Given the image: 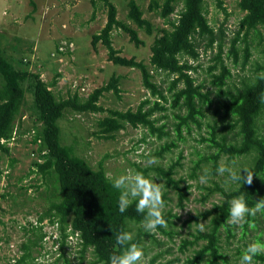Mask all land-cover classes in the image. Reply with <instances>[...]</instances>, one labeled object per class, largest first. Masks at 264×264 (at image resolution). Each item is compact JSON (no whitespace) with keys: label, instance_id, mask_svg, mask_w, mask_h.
Returning <instances> with one entry per match:
<instances>
[{"label":"rangeland","instance_id":"rangeland-1","mask_svg":"<svg viewBox=\"0 0 264 264\" xmlns=\"http://www.w3.org/2000/svg\"><path fill=\"white\" fill-rule=\"evenodd\" d=\"M127 1L111 0L117 8V18L136 28L143 43L139 46L134 45L122 29L115 28L111 33L112 45L121 55L134 56L151 69L149 64L151 43L162 28L169 29L171 26L160 17L158 11L149 8L150 0H135L142 10L143 17L153 25L152 34H147L127 18ZM217 2L204 0V8L215 32L217 33L220 27L225 31L227 41L224 46L225 56L229 49L228 38L237 30L243 12L238 7V0H222L221 7ZM181 8V3H177L169 18L176 19ZM106 15V6L101 1H97L93 6L90 0H0V46L4 47L6 57L13 61L16 68L36 72L47 83L55 80V84L49 88L57 98H66L74 91H77L81 98H85L95 88L106 84L112 74L120 77L119 97L112 90L105 91L100 96L97 103L103 111L64 110L58 121L61 142L73 146L75 154L85 159L92 168L96 169L101 163L106 174L113 178L139 171L146 177L155 179L162 193L166 195L163 213H171L169 217L171 223H168L166 228L172 229L173 233L172 238H169L155 230L152 232L154 238L148 236L142 238L138 245L144 252L142 264H149L152 256H156L159 262L177 257L178 260H174L172 264H188L186 258L191 256L193 249L202 242L188 247L184 252L179 250V244L182 239L192 240L197 230L205 231L207 220H200L198 223H186L184 220L189 217V212L205 210L220 201L221 195L216 186L229 189L235 183L230 179L229 173L218 172L221 165L232 168L238 174L242 169H246L250 158H228L226 154H222L217 160L216 168L213 169V160L209 157L216 148L211 147L205 138L209 136L211 129L209 125L219 126V115L213 114L215 104L209 108L204 107L208 111L207 116L201 119L200 127L191 125L189 131L182 130L181 134L184 137L182 140L172 131L173 124L177 122L173 113L184 112L170 107L166 111L154 113V118H157L156 125H164L166 129H171L170 136L158 139L150 136L145 128L133 127L126 123L112 138L100 137L97 121L107 115L108 110L124 111L129 108L135 110L142 100L150 96L142 85L141 74L137 68L113 64L108 59L107 48L102 43L92 45V34L99 32L104 26ZM258 39L253 33L248 35L251 57L245 66L241 65V57L238 58L237 64L232 63V56L225 57V62L232 72L228 80L230 91H234L242 78L254 73L256 62H261L262 45L258 44ZM199 41L200 57L194 62L198 68L191 73L196 78V83L204 85L202 91H206L211 87L208 67L214 64L212 54L216 47H205V38H200ZM242 47L243 44H239L240 56ZM153 79L163 87L169 82L167 74L159 71H153ZM31 103L33 105L32 94L26 90L24 104L13 128V131L16 129L15 139L7 144L9 154H3L1 157L0 264H9L17 259L24 251L21 248L23 243L30 245L28 252L34 264L37 260L42 264H65L63 259L55 262L58 258V243L55 241L59 235L57 223H51L48 218H44L39 224L37 220L50 202L59 197L54 177L43 178L35 171L36 159L31 153L41 159L37 151L40 139L32 142L35 132L33 123L35 125L39 123L32 121L34 114ZM221 130L220 127L217 128L218 132ZM225 131L233 135L235 129L222 130ZM171 140L176 146L162 156H152L162 144ZM180 155L181 165L176 168L173 177L183 178L182 184H189L188 198L184 200L183 206L178 205L174 190L166 188L163 179L153 171L157 166L167 168ZM201 157L203 160L199 161ZM12 158L15 161L10 166ZM203 196L206 198L203 199ZM257 217L258 228L262 229L260 238L264 243V218L261 215ZM244 222L245 219L237 224L232 223L235 235L228 240H225V233H222V250L227 257L223 264H240L241 253L246 245L257 242L254 235H257L259 230L249 229L246 234H242ZM131 228L130 233L133 236L137 225L132 224ZM43 233L44 236L38 240L39 244H33L32 242ZM66 242L64 250L69 264H92L90 250L81 257L75 234H69ZM253 264L261 263L253 261Z\"/></svg>","mask_w":264,"mask_h":264},{"label":"trees","instance_id":"trees-1","mask_svg":"<svg viewBox=\"0 0 264 264\" xmlns=\"http://www.w3.org/2000/svg\"><path fill=\"white\" fill-rule=\"evenodd\" d=\"M97 1L106 6L107 15L101 30L92 34V45L102 43L107 48L108 59L113 64L137 68L141 74L142 85L150 95L142 100L135 110L130 108L124 111L108 110V114L97 121L99 136L112 138L126 123L133 127L141 126L150 136L158 139L170 136L171 129H166L164 125H156L157 118H154V113L166 111L170 107L184 112L173 113L177 122L173 124L172 131L182 140L184 139L182 130L189 131L191 125L200 127L201 119L207 116L208 109L204 107L209 108L215 104L213 114L219 115V126L209 125L211 128L209 136L205 138L211 147L216 148L209 157L213 160V169L216 168L217 160L222 154H226L228 158H250L246 169L253 173L251 185L243 183L241 179L235 181L229 189L216 186L221 195L220 201L205 210L189 212V217L184 220L186 223L207 220L205 231L197 230L192 240H181L179 250L182 252L199 241L202 242L193 249V254L186 258V262L223 264L227 257L222 250V233H225V240L235 235L232 223L229 222L228 201L235 196L243 195L249 207H253L258 200L264 198V102H261V93L264 92V79L261 78L264 76V0H238V7L243 15L238 21L237 30L228 38L229 49L225 56H223L227 43L225 31L220 27L218 32H215L206 16L204 0H150L149 8L158 11L160 17L171 26L169 29L162 28L151 43L149 58L151 69L143 61L137 60L134 56H123L113 47L111 33L115 28L122 29L128 35L129 41L136 46L141 45L143 40L136 28L117 18V8L111 0H90L93 6ZM217 1L221 7L222 0ZM177 3H181L182 8L178 17L171 20L169 15L174 12ZM127 6V18L139 29H143L149 35L152 34L153 25L143 17L138 3L135 0H128ZM222 9L225 12V9ZM250 33L258 37V44L262 45L261 62H256L254 73L242 78L234 91H230L228 80L232 72L225 62V57L232 56L233 64H237L238 58L241 57V65L245 66L251 57L248 41ZM200 38H205V47H216L212 54L214 64L208 67L211 87L206 91H202L204 85L196 83V78L191 73L198 68L194 62L200 57L198 50ZM241 43L243 47L240 56L238 46ZM3 48L0 46V174L1 157L10 152L9 146L1 143V139L11 136L24 104L25 92L28 90L32 94L31 108L34 114L32 121L39 123L38 125L33 123L35 132L32 142L40 139L37 151L42 161H35V171L43 178L54 177L59 197L51 201L48 208L37 218L39 224L44 218H48L51 223H57L59 235L55 241L58 243V258L55 262L63 259L65 264H69L64 250L69 234L76 235L81 257L90 250L92 264H109V256L121 251L116 243L117 234L121 231L130 233L132 224L137 225L132 243L139 245L145 236L154 238V233H146L141 226L143 214L136 212V200L132 201L125 212L119 211L121 190L112 186L103 165L100 163L96 169L92 168L85 159L75 154L73 146L61 142L58 121L64 110L103 111L97 102L103 92L109 90L119 97L120 77L112 74L106 84L95 88L85 98H81L77 91L66 98H57L49 88L55 84V80L47 83L36 72L16 68L13 61L6 57ZM153 71L167 74L168 84L164 87L158 84L153 79ZM218 127L222 130L234 128L235 131L233 135H229V131L218 132ZM174 146L176 143L173 140L165 142L152 156H162ZM180 157L181 155L167 168L157 166L153 171L163 179L166 188L174 190L178 205L183 206L184 200L188 198L189 184H182L183 178L173 177L176 168L181 165ZM14 161L13 158L10 159L9 165L11 166ZM205 198L206 196H203V199ZM163 200H166L165 194ZM257 215L264 218L262 212L245 217L242 234H246L249 229L259 230L254 237L257 242L263 243ZM163 216L167 224L171 223L170 212L163 213ZM67 229L69 230L66 231ZM156 231L172 238V229L158 226ZM43 236L44 233L40 234L32 243L39 244L38 240ZM29 247L30 245L23 243L21 245L23 253L9 264H34L28 252ZM174 260L178 258L159 262L156 256H152L149 264H172ZM253 261L264 264V254L254 256Z\"/></svg>","mask_w":264,"mask_h":264},{"label":"clouds","instance_id":"clouds-1","mask_svg":"<svg viewBox=\"0 0 264 264\" xmlns=\"http://www.w3.org/2000/svg\"><path fill=\"white\" fill-rule=\"evenodd\" d=\"M264 79V76L261 77ZM261 102H264V92L261 93ZM12 135V134H11ZM3 139V138H2ZM243 170V171H242ZM237 175L230 167L221 165L218 168L220 174L229 173L232 181L243 180V183L251 185L253 173L247 169H242ZM112 186L121 190L119 196V211L125 212L133 200H136V212L143 214L142 225L146 233L154 232L158 226L167 227L163 216L164 200L162 189L155 179H150L143 172H134L113 178ZM203 180V178H202ZM229 222L240 223L246 216H255L257 212L264 213V198L258 200L253 207H249L243 195L235 196L228 201ZM133 236L129 232L121 231L116 236V243L120 246L119 253L109 256V264H142L144 252L136 243H132ZM264 254V243H250L244 250L240 259V264H253V257ZM36 264H42L37 260Z\"/></svg>","mask_w":264,"mask_h":264},{"label":"built area","instance_id":"built-area-1","mask_svg":"<svg viewBox=\"0 0 264 264\" xmlns=\"http://www.w3.org/2000/svg\"><path fill=\"white\" fill-rule=\"evenodd\" d=\"M15 134H16V129L13 131L12 135L9 138H3L1 139V143L3 144H9V142L13 141L15 139ZM29 138H30V134H29ZM39 142V140H38ZM31 156L35 157L37 162H41L42 158H38L37 156H35V154L31 153Z\"/></svg>","mask_w":264,"mask_h":264}]
</instances>
